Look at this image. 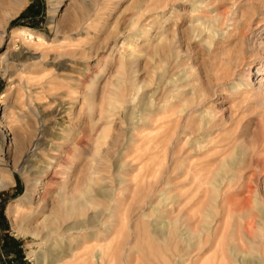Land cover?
I'll use <instances>...</instances> for the list:
<instances>
[{
	"label": "rangeland",
	"instance_id": "374dc122",
	"mask_svg": "<svg viewBox=\"0 0 264 264\" xmlns=\"http://www.w3.org/2000/svg\"><path fill=\"white\" fill-rule=\"evenodd\" d=\"M263 197L264 0H0V264H264Z\"/></svg>",
	"mask_w": 264,
	"mask_h": 264
},
{
	"label": "bare ground",
	"instance_id": "6f19581e",
	"mask_svg": "<svg viewBox=\"0 0 264 264\" xmlns=\"http://www.w3.org/2000/svg\"><path fill=\"white\" fill-rule=\"evenodd\" d=\"M24 3V2H23ZM23 3H21V5H20V7H19V9H17V11L18 10H20V8H22V4ZM57 7H55L52 11H51V15H50V17L51 18H54L57 14ZM17 12L15 11L11 16H10V18L13 16V15H15ZM25 29H20V28H18V29H13L12 31H11V33H15V32H17V34L18 35H21V34H25L26 35V37L25 38H27V39H29V40H32L33 39V32L32 31H24ZM260 68L258 69V73L260 74V73H262V72H260ZM3 137L5 138V135H3ZM34 145V144H33ZM36 146V145H35ZM10 168L11 169H13V167H11L10 166ZM2 186V185H1ZM264 198V197H263ZM14 206H16L15 205V203H13L12 205H10L9 206V208L7 209V211L9 212V211H12V209H13V207ZM210 239V238H209ZM92 242V239H90V240H85L84 239V241L83 242H79L78 243V245L76 246L77 248H76V251H74V252H72V253H69V254H65V255H60L59 253V255H60V257H62V258H65V257H67V258H70V259H76V261H77V264H92V262H93V260H92V258L94 257H92V248H91V245H90V243ZM214 244H216V243H214ZM84 245H86V246H84ZM83 246V247H82ZM213 247V246H212ZM75 249V248H74ZM78 250V251H77ZM110 262H112V261H110ZM34 264H38L37 262H34Z\"/></svg>",
	"mask_w": 264,
	"mask_h": 264
}]
</instances>
